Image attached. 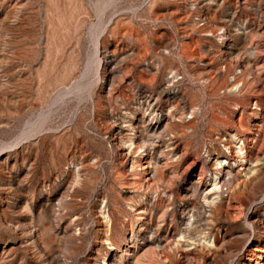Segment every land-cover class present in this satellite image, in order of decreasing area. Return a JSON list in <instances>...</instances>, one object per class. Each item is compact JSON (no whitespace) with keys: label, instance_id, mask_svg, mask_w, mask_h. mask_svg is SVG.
<instances>
[{"label":"rangeland","instance_id":"1","mask_svg":"<svg viewBox=\"0 0 264 264\" xmlns=\"http://www.w3.org/2000/svg\"><path fill=\"white\" fill-rule=\"evenodd\" d=\"M256 263L264 0H0V264Z\"/></svg>","mask_w":264,"mask_h":264},{"label":"bare ground","instance_id":"2","mask_svg":"<svg viewBox=\"0 0 264 264\" xmlns=\"http://www.w3.org/2000/svg\"><path fill=\"white\" fill-rule=\"evenodd\" d=\"M101 48V47H100ZM232 138H234L235 137V135H232L231 136ZM226 141V144H224V147H225V149L228 151V153H231V149H233L234 151H236L235 153L237 154V156L238 155H242L243 154V149L241 148V146L239 145L238 146V144H242V140H238L237 141V143H236V145H231V144H229L228 142H227V140H225ZM138 149H140V147L138 148V147H136V150H138ZM207 156H209V155H207ZM239 158H241L240 160H238V162L239 163H243L244 162V160H243V157H239ZM218 159L216 158V159H214L213 160V165L214 164H219V161H217ZM251 162H254V161H251ZM256 162V161H255ZM247 163V162H246ZM242 165V164H241ZM240 170H244L243 168H240ZM247 171L248 172H256V171H258L257 169H254V168H251L250 166H248L247 167ZM219 177L217 176V175H215L212 179H211V181H210V184H209V190L210 191H212L213 193H218V190H219ZM141 214V211H139V212H137V215H140ZM107 217H106V215H104L103 217H102V219L103 220H105ZM111 245V244H110ZM256 264H262V263H256Z\"/></svg>","mask_w":264,"mask_h":264}]
</instances>
